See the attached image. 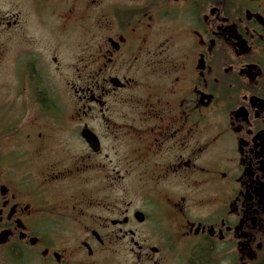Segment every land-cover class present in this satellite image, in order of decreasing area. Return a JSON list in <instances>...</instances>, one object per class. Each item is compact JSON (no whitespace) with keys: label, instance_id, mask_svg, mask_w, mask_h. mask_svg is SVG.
<instances>
[{"label":"flooded vegetation","instance_id":"af4514ba","mask_svg":"<svg viewBox=\"0 0 264 264\" xmlns=\"http://www.w3.org/2000/svg\"><path fill=\"white\" fill-rule=\"evenodd\" d=\"M35 263L264 264V0H0V264Z\"/></svg>","mask_w":264,"mask_h":264},{"label":"rangeland","instance_id":"374dc122","mask_svg":"<svg viewBox=\"0 0 264 264\" xmlns=\"http://www.w3.org/2000/svg\"><path fill=\"white\" fill-rule=\"evenodd\" d=\"M10 53V52H9ZM9 58V56H8ZM8 64V66L3 67L2 69V77L4 79V81L10 80V76L9 74L11 73V61L10 59L7 60L6 62ZM12 92H8V91H3L2 93V99H3V109H2V118H1V122H2V126L3 128L6 127L7 125H9L10 120H11V116H12V108L10 105V101L12 99ZM36 264V263H35Z\"/></svg>","mask_w":264,"mask_h":264}]
</instances>
